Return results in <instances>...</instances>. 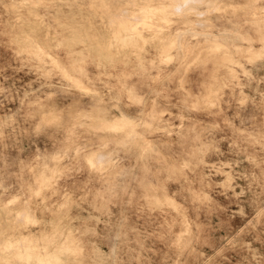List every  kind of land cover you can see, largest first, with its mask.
<instances>
[{"label": "rangeland", "instance_id": "1", "mask_svg": "<svg viewBox=\"0 0 264 264\" xmlns=\"http://www.w3.org/2000/svg\"><path fill=\"white\" fill-rule=\"evenodd\" d=\"M185 1L0 0V264H264V0Z\"/></svg>", "mask_w": 264, "mask_h": 264}, {"label": "crops", "instance_id": "2", "mask_svg": "<svg viewBox=\"0 0 264 264\" xmlns=\"http://www.w3.org/2000/svg\"><path fill=\"white\" fill-rule=\"evenodd\" d=\"M130 61L135 60L131 58ZM102 234H107V232L85 229L76 233L65 230L45 231L44 247L36 248L30 252L31 257H28V260L23 264H131L130 260L117 261V256L106 244L107 240L103 244L98 241ZM95 235H97L96 239ZM72 238L75 240L74 246L72 241H69ZM70 244L73 247H70Z\"/></svg>", "mask_w": 264, "mask_h": 264}, {"label": "bare ground", "instance_id": "3", "mask_svg": "<svg viewBox=\"0 0 264 264\" xmlns=\"http://www.w3.org/2000/svg\"><path fill=\"white\" fill-rule=\"evenodd\" d=\"M194 1H195V0H194ZM176 2H177V1H176ZM185 2L188 3L187 0H186ZM191 2H192V0H191ZM191 2H189L190 5H191L192 3H193V4L195 3V2H192V3H191ZM198 2H199V0H198ZM200 2H201V3H200ZM200 2H199V4H202V0H201ZM173 3H174V2H173ZM182 3H183V2H181V5H182ZM186 3H184L183 6H184ZM179 4H180V2H179ZM179 4H178V5H179ZM195 4H196V3H195ZM190 5H189V6H190ZM220 5H221V4H220ZM32 6H33V5H32ZM170 6H171V5H170ZM175 7H177V6L175 5ZM180 7H181V6H180ZM187 7H188V5H187ZM177 8H178V7H177ZM184 8H185V7H184ZM217 8H219V6H218ZM156 9H157V8H156ZM174 9H175V8H174ZM181 9H183V8H180V10H181ZM185 9H186V8H185ZM164 10H165V9H164ZM168 10H169V8H168ZM176 10H177V9H176ZM214 10H215V9H214ZM166 11H167V9H166ZM172 11H174V10H172ZM178 11H179V9H178ZM182 11H183V10H182ZM182 11L180 12V14H182ZM191 11H192V10H191ZM130 12H131V11H130ZM167 12H168V11H167ZM169 12H170V10H169ZM176 12H177V11H176ZM192 12H193V11H192ZM208 12H209V11H208ZM213 12H214V11H213ZM174 13H175V12H174ZM206 13H207V12H206ZM132 14H133V12H132ZM168 14H169V13H168ZM172 14H173V13H172ZM209 14H212V12H210ZM175 15H176V13H175ZM177 15H178V14H177ZM184 15H185V14H184ZM204 15H205V13H203L202 16H204ZM127 16H128V15H127ZM172 16H173V15H172ZM197 16H198V15H197ZM199 17H201V15H199ZM140 18H141V17H140ZM140 18H136V19L138 20V19H140ZM128 19H129V18H128ZM141 19H142V18H141ZM141 19H140L139 22H141V23L143 22V23H144V21H143V20L141 21ZM123 20H124V19H123ZM131 20H135V19H131ZM137 20L134 21V22H135L134 25H136V22H138ZM119 22H120V21H119ZM125 22H126V21H125ZM139 22H138V23H139ZM112 23H113V22H112ZM143 23H142V24H143ZM120 24H121V22H120ZM125 24H127V23H125ZM125 24H124V25H125ZM145 24H146V23H145ZM147 25H148V24H147ZM132 26H133V25H132ZM162 26H163V25H162ZM164 26L166 27V25H164ZM198 26L200 27V25H198ZM153 27H154V26H153ZM155 27H156V26H155ZM155 27H154V28H155ZM124 28H125V27H124ZM163 28H164V27H163ZM203 28H204V27H203ZM158 29H159V28H158ZM158 29H157V30H158ZM166 29H167V28H166ZM152 30H153V29H152ZM155 30H156V29H155ZM164 30H165V29H164ZM164 30H162V31H164ZM161 33H163V32H161ZM160 36H161V35H160ZM174 38H175V37H174ZM174 41H175V40H174ZM175 42H176V41H175ZM175 42H174V43H175ZM39 46H40V45H39ZM109 46H110V45H109ZM40 48H41V47H40ZM46 55H47V54H46ZM85 88H86V87H85ZM218 90H220V89H218ZM123 119H125V116H123ZM121 126H122V125H121ZM98 127H99V125H98ZM130 127H131V126H130ZM134 127H136V126L134 125ZM102 128H103V127H102ZM124 128H125V127H124ZM95 129H96V128H95ZM129 129H130V128H129ZM129 129H128V130H129ZM132 129H133V128H132ZM126 131H127V130H126ZM100 153H101V152H100ZM106 156H107V155H106ZM107 158L109 159L108 156H107ZM99 159H100V158H99ZM101 160H102V159H101ZM106 160H107V159H106ZM103 161H104V160H103ZM105 165H106V164H105ZM46 188H47V187H46ZM32 196H33V195H32ZM261 211H262V210H261ZM24 214H25L26 216L28 215V214H26V213H24ZM20 215H22V214H20ZM22 217H23V215H22ZM24 217H25V216H24ZM20 221H21V220H20ZM249 222H250V221H249ZM251 222H252V221H251ZM19 223H20V222H19ZM22 223H23V222H22ZM28 225H29V224H28ZM244 226H245V225H244ZM246 226H247V225H246ZM61 238H62V237H61ZM67 238H68V237H67ZM231 239H232V238H231ZM66 241H67V240H66ZM69 241H70V240H69ZM51 243H53V242H51ZM29 244H30V243H29ZM35 244H36V243H35ZM225 244H227V243H225ZM64 246H65V245H64ZM67 250H68V249H67ZM71 250H72V249H71ZM14 252H15V251H14ZM16 261L18 262V260H16ZM14 262H15V261H14Z\"/></svg>", "mask_w": 264, "mask_h": 264}]
</instances>
